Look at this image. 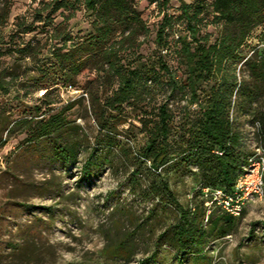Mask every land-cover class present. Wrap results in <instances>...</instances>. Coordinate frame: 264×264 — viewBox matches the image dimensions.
Returning a JSON list of instances; mask_svg holds the SVG:
<instances>
[{
    "label": "rangeland",
    "instance_id": "374dc122",
    "mask_svg": "<svg viewBox=\"0 0 264 264\" xmlns=\"http://www.w3.org/2000/svg\"><path fill=\"white\" fill-rule=\"evenodd\" d=\"M135 3L147 27L138 38V53L149 55L156 46L163 10L146 0ZM39 6V0H0V71L10 72L18 65L19 79L37 76L30 58L8 51L14 40L39 41L37 59H51L49 45L60 43L52 25L38 23L23 34L17 26L31 21ZM178 6V0H169L165 10L175 17ZM61 20V15L53 16V23ZM90 21L80 0L59 28L78 39L91 31ZM176 29L181 31L182 25ZM205 29L217 32L212 24ZM175 50L172 41L166 60L181 77L183 67ZM243 52L254 59V67L241 61L235 73L238 81H247L251 92L235 98L233 107L243 133L241 151L251 156L257 146L264 154L258 126L264 115V23L252 30ZM116 85V76L86 68L77 75L76 85L57 87L49 95L54 101L50 112H63L64 126L35 142L28 140V134L36 118L26 123L19 119L36 115V104L46 107L39 96L42 88H31L18 98L20 102L13 98V86L8 93L0 90V264H264V194L249 198L233 215L201 193L199 187L211 170L204 175L191 166V172L183 173L175 168L174 157L157 171L148 161L141 162L138 156L147 143L139 121L142 105L123 104L120 112L106 109L104 101ZM166 89L157 88L148 106L168 99L176 123L184 117V109L189 119H195L189 95L169 96ZM150 110L153 115L154 109ZM100 112L108 113L110 132L97 134ZM182 139L176 134L173 140ZM161 182L168 183L176 201L154 193L151 185ZM187 206L194 213L189 219L203 211L198 219L203 233L183 250L172 227Z\"/></svg>",
    "mask_w": 264,
    "mask_h": 264
},
{
    "label": "trees",
    "instance_id": "16d2710c",
    "mask_svg": "<svg viewBox=\"0 0 264 264\" xmlns=\"http://www.w3.org/2000/svg\"><path fill=\"white\" fill-rule=\"evenodd\" d=\"M78 1L39 0L40 6L33 19L17 23L21 34L35 30L38 23L41 27L53 26L54 39L60 43L49 45L47 51L51 59H37L41 51L39 41L30 38L16 44L11 36L15 45L8 51L20 58H30L35 63L37 76L19 79L18 65L10 72L3 69L0 71V90L8 93L9 87L13 86V98L20 102L18 98L31 88L45 89L40 100L48 109H41V105L36 104V115L19 119L26 123L36 118L28 140L35 142L64 126L63 112H50L54 101L49 95L60 85H76L77 75L91 68L117 78L115 89L104 101L106 109L120 112L123 104L140 101L142 114L139 121L147 133V143L138 156L141 162L148 161L149 167L157 171L163 168L168 157H174L175 168L183 173L191 172V166L205 171L204 175L211 170V174L208 172L210 177L201 187L218 186L230 190L250 157L241 151L243 133L233 106L235 98L250 95L251 88L245 79L238 81L235 68L241 61L246 67H254V59L246 57L243 47L252 30L264 23V0H178L179 13L175 17L165 10L169 0H146L163 10L155 31L156 46L149 55L138 53V38L146 34L147 27L136 0H81L91 16L92 29L75 39L59 27L72 16ZM56 14L61 15L62 20L53 23ZM207 24L217 28L215 35L205 29ZM180 25L181 31L176 29ZM172 41L183 67L181 77L175 75L166 60ZM249 74L252 79L255 77L253 70ZM6 76L8 81H5ZM163 86L169 96L175 93L189 95L190 103L195 105V119H189L184 109V117L176 123L168 99L148 106L153 93ZM151 107L155 111L153 115ZM99 114L97 134L102 130L110 132L108 113ZM149 115L152 117H147ZM259 132L264 136V115L259 116ZM176 134L183 135L184 139L173 140ZM151 189L162 199L166 196L176 201L167 182L154 183ZM191 214L194 215L188 206L181 209L179 220L172 227L173 236L183 250L196 244V239L203 233L198 220L202 219L203 211L193 216L194 222L192 217L189 219Z\"/></svg>",
    "mask_w": 264,
    "mask_h": 264
},
{
    "label": "built area",
    "instance_id": "2783aa9c",
    "mask_svg": "<svg viewBox=\"0 0 264 264\" xmlns=\"http://www.w3.org/2000/svg\"><path fill=\"white\" fill-rule=\"evenodd\" d=\"M44 92L45 89H41L39 96L43 95ZM257 122H255L256 126L258 125ZM0 163H2L1 155ZM201 193L205 198H209L210 202L220 205L225 212L233 215L239 214L249 198L261 197L264 194L263 149L260 146L255 148V152L249 157L247 165L236 176L230 190L203 186Z\"/></svg>",
    "mask_w": 264,
    "mask_h": 264
}]
</instances>
